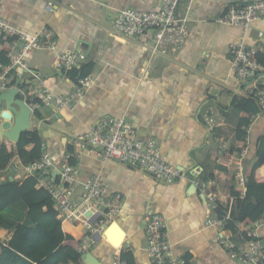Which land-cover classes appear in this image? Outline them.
I'll list each match as a JSON object with an SVG mask.
<instances>
[{"label": "crops", "instance_id": "crops-1", "mask_svg": "<svg viewBox=\"0 0 264 264\" xmlns=\"http://www.w3.org/2000/svg\"><path fill=\"white\" fill-rule=\"evenodd\" d=\"M49 1L0 0V18L29 34L46 30L56 42L55 51H33L27 59L31 70L11 74L7 82L16 84L22 76L33 84L31 71H40L54 93L70 94L78 82L57 69L55 61L58 55L72 51L87 55L83 63H95L90 75L96 76V82L73 111L45 107L40 114L48 115L38 122L33 119V129L39 131L44 151L62 167L71 152L69 147L74 148L89 127L103 117L123 118L135 129V137L155 139L170 164L185 171L200 169L202 180L209 183L210 192L218 195L224 212L221 215L219 209H213L206 195L187 181L165 182L138 167L103 161L85 150L73 164L79 170L78 178L87 181L101 174L110 193L120 192L124 198L120 214L109 229L94 234L87 251L103 263L109 260L124 264L120 254L128 251L137 264H153L146 224L153 214L161 213L176 259L186 260L191 255V264H240L232 256V249L216 240L231 230L227 225H207V220L232 212L237 201L233 189H242L236 178L237 167L233 166L234 156L228 162L224 160L227 153L219 151L220 139L229 142L232 149L238 147L237 132L243 112L237 100L247 98L248 83L233 72L229 46L245 40L258 48V58L264 63V36L259 37L264 20L254 22L248 29L218 23L223 9L247 0H185L179 7L189 31L184 45L152 58V32L130 39L117 34L114 24L121 10L155 11L160 9L162 0H51L52 11L47 8ZM1 52L0 44V55ZM258 83L264 90V72ZM261 139L264 116L250 131L244 166L255 156ZM0 141L10 148L16 145L6 138ZM34 145L29 144L26 149L31 150ZM28 176L24 169L13 175L0 171V183L7 177L23 181ZM256 179L264 183V165L257 170ZM97 220L94 217L91 222ZM22 223L34 227L26 215L22 216ZM114 223L124 234L120 245H114L121 241L120 231L112 229ZM239 224L252 226V222ZM13 234L14 231L1 228L0 241L7 245ZM232 239L239 243L237 236Z\"/></svg>", "mask_w": 264, "mask_h": 264}, {"label": "built area", "instance_id": "built-area-1", "mask_svg": "<svg viewBox=\"0 0 264 264\" xmlns=\"http://www.w3.org/2000/svg\"><path fill=\"white\" fill-rule=\"evenodd\" d=\"M185 0H162L159 10L137 11L123 9L120 11L114 30L117 34L138 39L148 33H153V44L150 45L152 58L158 54L169 53L172 48L182 47L188 36L186 18L179 15L180 4ZM47 8L53 10V2H48ZM264 20V0H247L246 4H231L222 10L218 23L235 25L248 29L254 22ZM7 33L14 37L8 53V63H0V91L9 89L16 84L8 83V76L30 71L27 59L36 50L55 51L56 42L50 36V32L44 31L38 34H29L12 26L8 21L0 18V36ZM264 36V30L259 37ZM258 48L249 45L245 40H238L229 46V60L235 75L248 83L246 96L255 100L258 111L252 114L248 125H244L246 146L242 149L236 170V178L242 187V197L245 196V173L243 161L247 155L249 134L257 120L264 116V90L258 83V78L264 72V63L257 59ZM87 55L72 51L58 55L55 66L59 70L68 72L73 67H80ZM34 82L30 86L21 87L24 99L32 109V119L37 112L45 107H56L59 110L73 111L75 105L82 101L87 91L96 82V76L80 78L75 90L67 95L56 94L44 81V74L40 71H31ZM214 122V119H210ZM229 142L219 140L221 154L231 151ZM88 150L95 153L103 161H117L132 165L165 181H187L193 187L203 192L216 211L220 209L219 198L216 193L209 191V183H205L201 177V171L193 168L191 171L170 164L164 158L155 139H143L135 137V129L123 118L103 117L80 137L73 150L66 155L65 163L58 167L53 156L49 152L31 163H22L15 155L7 167L11 175L20 170H25L28 175L36 176L40 188L45 189L54 199L58 210V219L65 224L81 221L83 226L90 231L84 239L80 251H87L94 234L109 229L112 222L120 214L123 208L124 198L120 192L110 193L108 184L101 174L90 177L87 181L78 178L77 166L71 164V158H78L82 152ZM57 167L60 174L54 180L49 168ZM82 189V191H81ZM237 197L235 198V201ZM234 204V202H233ZM232 204V205H233ZM102 212V216H100ZM99 215V216H98ZM96 217V223L91 219ZM232 219L231 212L219 218H209L207 225L222 226ZM236 232H229L227 236L216 238L218 242L232 249V256L240 264H264V216L252 222V226L243 227L236 223ZM148 238V253L153 264H185L186 260L176 259L173 253L172 242L166 229L165 217L161 213H155L146 224ZM237 236L239 243L233 241Z\"/></svg>", "mask_w": 264, "mask_h": 264}, {"label": "trees", "instance_id": "trees-1", "mask_svg": "<svg viewBox=\"0 0 264 264\" xmlns=\"http://www.w3.org/2000/svg\"><path fill=\"white\" fill-rule=\"evenodd\" d=\"M13 39L14 37L7 33L0 36L2 45L0 63H8V53ZM94 68L95 63L88 61L80 67L71 68L67 75L78 82L80 78L88 77ZM237 106L243 112L242 122L237 132L239 145L224 155V160L228 162L229 158L234 156V167H237L240 153L246 146V134L242 127L248 125L252 114L258 111L255 100L250 97L237 100ZM32 143L35 144L34 147L27 150L26 147ZM69 150L72 151L73 148L69 147ZM43 153V141L36 129L23 132L19 142L13 148L0 141V171L7 169L15 155L28 164L40 159ZM69 162L75 164L76 159L71 158ZM263 165L264 139H261L255 156L247 160L244 166L245 196L241 195L243 189L239 188L235 192L233 189L237 201L231 212L232 219L227 221V228L232 232L237 231L236 223H251L264 216V183L256 179V172ZM254 198L257 200L256 203ZM219 213L224 214L222 208L219 209ZM24 215L34 224V227L22 223ZM1 228L14 231V234L7 245L0 241V264H81L80 247L86 236L90 234L81 221L62 224L58 219L54 199L45 189L39 187L38 179L33 175H29L23 181H11L7 177L0 183ZM120 259L127 264H137L133 253L128 251L122 252ZM190 259L191 255L187 256L185 264H191Z\"/></svg>", "mask_w": 264, "mask_h": 264}, {"label": "water", "instance_id": "water-1", "mask_svg": "<svg viewBox=\"0 0 264 264\" xmlns=\"http://www.w3.org/2000/svg\"><path fill=\"white\" fill-rule=\"evenodd\" d=\"M31 82L25 81L20 76L16 86L0 91V140L6 138L9 141L18 143L23 132L34 128L35 123L32 119V109L25 101L24 94L21 91V87H24L25 83L31 84ZM49 172L55 180L60 174V169L52 167L49 168ZM11 180L13 181L14 178L12 177ZM254 201L256 202V198H254ZM80 263L104 264L103 261L90 251L81 254Z\"/></svg>", "mask_w": 264, "mask_h": 264}, {"label": "rangeland", "instance_id": "rangeland-1", "mask_svg": "<svg viewBox=\"0 0 264 264\" xmlns=\"http://www.w3.org/2000/svg\"><path fill=\"white\" fill-rule=\"evenodd\" d=\"M41 111H43V110H39L38 113L36 114V116L34 117V121H35V122H38V120H39L40 118H42V117H44V116L46 117V115H48V113L46 112L45 114L42 113V116H41V114H40ZM65 113H67V112H65ZM104 264H112V261L107 260V261H105Z\"/></svg>", "mask_w": 264, "mask_h": 264}, {"label": "bare ground", "instance_id": "bare-ground-1", "mask_svg": "<svg viewBox=\"0 0 264 264\" xmlns=\"http://www.w3.org/2000/svg\"><path fill=\"white\" fill-rule=\"evenodd\" d=\"M116 228V230H118V231H120L119 233H120V240L121 241H118V242H116V243H114V245L116 244V245H120L121 243H122V240H123V232H122V230H121V228L117 225V223H114L113 224V228L112 229H115ZM122 238V239H121Z\"/></svg>", "mask_w": 264, "mask_h": 264}]
</instances>
